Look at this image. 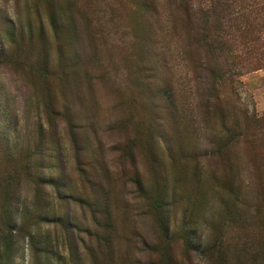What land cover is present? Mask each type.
<instances>
[{
	"label": "rangeland",
	"instance_id": "374dc122",
	"mask_svg": "<svg viewBox=\"0 0 264 264\" xmlns=\"http://www.w3.org/2000/svg\"><path fill=\"white\" fill-rule=\"evenodd\" d=\"M148 1L0 0V264H264V145L220 125L264 116V13Z\"/></svg>",
	"mask_w": 264,
	"mask_h": 264
},
{
	"label": "trees",
	"instance_id": "16d2710c",
	"mask_svg": "<svg viewBox=\"0 0 264 264\" xmlns=\"http://www.w3.org/2000/svg\"><path fill=\"white\" fill-rule=\"evenodd\" d=\"M166 2L169 7L168 11L171 13L172 6L176 13H205V16L209 18L212 17V13H242L237 14L238 16L232 19L237 31H240L239 33L255 31L258 34L263 25L260 14L264 13V0H166ZM145 7L150 12H156L158 4L152 0L151 2L148 1ZM243 13L255 14L250 16ZM210 22L205 19L203 26L195 30L192 42L196 46H202L212 56L214 61L212 64L206 65L205 70L210 77H214L220 72L219 59H223L222 63H224L229 58L230 48L227 37L230 36L229 30L232 25H225V33L220 35L216 31L215 25L209 24ZM206 78L208 77H204V79ZM220 99V94L214 86L207 89L205 105L209 108V113L213 114L219 111L213 102L222 104L223 101ZM240 114L241 118L235 119L236 122L232 126H228L222 110L224 122L221 120L220 125L227 135L223 145L227 146L230 142L242 143L245 147L256 151L257 146L255 144L264 145V116L262 118H256L253 115L247 116L243 111H240ZM213 115L210 117L212 124L215 122ZM220 257L223 258V255Z\"/></svg>",
	"mask_w": 264,
	"mask_h": 264
}]
</instances>
